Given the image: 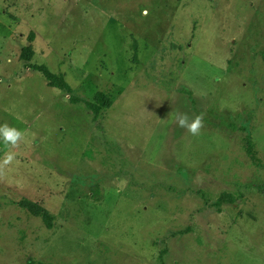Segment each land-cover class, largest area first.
I'll return each instance as SVG.
<instances>
[{"label": "rangeland", "instance_id": "374dc122", "mask_svg": "<svg viewBox=\"0 0 264 264\" xmlns=\"http://www.w3.org/2000/svg\"><path fill=\"white\" fill-rule=\"evenodd\" d=\"M5 122L0 264H264V0H0Z\"/></svg>", "mask_w": 264, "mask_h": 264}, {"label": "clouds", "instance_id": "9594fccd", "mask_svg": "<svg viewBox=\"0 0 264 264\" xmlns=\"http://www.w3.org/2000/svg\"><path fill=\"white\" fill-rule=\"evenodd\" d=\"M175 122L178 127L185 129L191 135L198 136L204 126L203 113L191 118L187 113H177ZM25 139L26 134L23 130L7 122L0 124V141L8 149L0 158V177L4 176L9 166H13L16 162L18 153L14 149L18 148Z\"/></svg>", "mask_w": 264, "mask_h": 264}, {"label": "trees", "instance_id": "16d2710c", "mask_svg": "<svg viewBox=\"0 0 264 264\" xmlns=\"http://www.w3.org/2000/svg\"><path fill=\"white\" fill-rule=\"evenodd\" d=\"M33 68H35L36 70L42 72L43 75L45 76L46 80L48 81V83L51 86L58 87V88H61V89H66L68 91L70 90V86L66 82V80L62 76L52 72L47 65H45V64L36 65L35 64V65H33ZM103 96H104V94L102 92H100L98 94V104H94L90 100H84L85 103L95 112V114H97L100 111V109H101V102H102ZM72 100L74 102L82 101L81 99L76 98V97H72ZM246 143H247V146H246L247 152L250 154V156L253 159L256 160L257 157L255 155L254 146L252 144L251 139H249V137H247V142ZM45 219H46L48 227L51 228L52 227L51 216L46 215Z\"/></svg>", "mask_w": 264, "mask_h": 264}]
</instances>
